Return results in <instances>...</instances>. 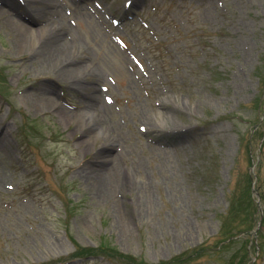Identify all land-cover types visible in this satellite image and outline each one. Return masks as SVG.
<instances>
[{
    "label": "rangeland",
    "instance_id": "obj_1",
    "mask_svg": "<svg viewBox=\"0 0 264 264\" xmlns=\"http://www.w3.org/2000/svg\"><path fill=\"white\" fill-rule=\"evenodd\" d=\"M11 3L0 0V264H264L258 197L244 195L251 180L264 208V0H53L49 15V0ZM22 23L27 37L67 26L86 69L72 82L97 83L106 128L83 116L88 87L32 57L40 43L13 50ZM47 84L64 110L33 106Z\"/></svg>",
    "mask_w": 264,
    "mask_h": 264
},
{
    "label": "bare ground",
    "instance_id": "obj_2",
    "mask_svg": "<svg viewBox=\"0 0 264 264\" xmlns=\"http://www.w3.org/2000/svg\"><path fill=\"white\" fill-rule=\"evenodd\" d=\"M6 3L9 5L11 3V0H5ZM35 2V0H27V3ZM50 5L45 8V15L51 14V12L55 11V6L53 4V0H49ZM11 6L16 7L14 4H10ZM9 5V6H10ZM32 16L37 17L36 15H39V12L32 11ZM31 13H29L31 17ZM58 13L60 14V9L58 10ZM62 13V12H61ZM40 16V15H39ZM33 21H36L35 19H32ZM67 26L63 27H54V28H44L35 30V34L33 36L27 37V34L29 33V28L25 23L20 24V28H14V41L12 48L16 51H21L22 49H25V47H28V44L30 41H33V45L36 43H40L39 45H35V47H31L29 52H34L33 56L39 57V62L42 63L41 68L46 71L53 70L55 72V77L57 80L66 81L69 83V85L76 90L77 92H85L87 91V87L90 90V93L87 98V106L90 104L87 108L83 111L84 117H93L91 119L92 122H95L94 125H100L103 128H106L107 119L105 114V108L103 109L102 104L99 100L98 102V91H97V83L93 84L91 83V87L89 86H83L80 79L76 81V84L72 82V79L74 77L79 78L82 74L84 75L86 72L85 66L80 64L77 59L72 56V51L75 46L74 43L68 41L65 39V35L63 32L67 30ZM13 29V27H11ZM61 29V30H60ZM34 31V30H31ZM32 34V33H31ZM30 35V34H29ZM76 80V79H74ZM78 82V83H77ZM53 87L47 85H43L40 87V89L37 90V99L35 98L33 101V106L37 108H47V107H56L63 109V106L59 104L52 96H49L48 94L53 91ZM87 93V92H85ZM98 96V97H97ZM92 97V99H91ZM72 115L70 114V118ZM101 164L103 167L100 172H97V175H100V181L103 190L107 192L108 185H110V177L109 174H113L116 171V165L115 161L111 158H104L101 160ZM106 165V167H105ZM108 165V167H107ZM109 178V179H108Z\"/></svg>",
    "mask_w": 264,
    "mask_h": 264
},
{
    "label": "trees",
    "instance_id": "obj_3",
    "mask_svg": "<svg viewBox=\"0 0 264 264\" xmlns=\"http://www.w3.org/2000/svg\"><path fill=\"white\" fill-rule=\"evenodd\" d=\"M245 196H248V199H249V201H250V206H253V204H254V202H253V198H252V194H251V180H250V182L248 183V185H247V190H245ZM263 204H264V200H263ZM255 205V204H254ZM257 209H258V206L256 207ZM231 212L234 214L235 212H236V210H235V208L233 207L232 209H231ZM254 212L255 213H257V211H256V209L254 208ZM264 219V218H263ZM262 247H263V245H261Z\"/></svg>",
    "mask_w": 264,
    "mask_h": 264
}]
</instances>
